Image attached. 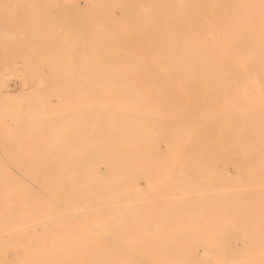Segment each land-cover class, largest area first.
Masks as SVG:
<instances>
[{
	"label": "bare ground",
	"instance_id": "obj_1",
	"mask_svg": "<svg viewBox=\"0 0 264 264\" xmlns=\"http://www.w3.org/2000/svg\"><path fill=\"white\" fill-rule=\"evenodd\" d=\"M0 148V264H264V0H0Z\"/></svg>",
	"mask_w": 264,
	"mask_h": 264
},
{
	"label": "rangeland",
	"instance_id": "obj_2",
	"mask_svg": "<svg viewBox=\"0 0 264 264\" xmlns=\"http://www.w3.org/2000/svg\"><path fill=\"white\" fill-rule=\"evenodd\" d=\"M211 38L214 39V35H211ZM13 80V81H12ZM20 77L18 75H13L10 77V81H12L11 86L5 87L3 88V91L5 93L8 94H15L18 93L20 88L18 86H20ZM14 81L17 82L15 83L16 86L14 87ZM126 91H130L131 87L130 86H126L125 87ZM2 149L0 148V154L2 153ZM149 201H159V200H163V198L161 197H154V196H146L143 197ZM142 199V198H141ZM140 199H132L131 201L128 202H117V203H113V204H107V205H102V206H98L95 209H93V207H89L88 209L91 210H95V211H103V213L101 214V218H107V221L112 220L114 222L113 228H118V227H122L124 222L121 221V218H119V216H124L127 213H131L132 214H136V210H135V206L138 205L139 203H143V200H141L139 202ZM146 208V207H145ZM87 209V208H86ZM85 209V210H86ZM128 210V212H125L123 210ZM95 211H89L90 213L95 212ZM128 226L132 227L137 233L134 234V236L137 237V234H141L139 232V225H133V224H128ZM59 228V227H58ZM92 230L94 231H83L81 232L76 231V234L79 235L76 239H71L70 243L73 244H77L78 242H84L86 239H92V238H96L98 236H101V233L97 232V225H94L91 227ZM32 234H35L32 232ZM106 234V233H105ZM103 234V235H105ZM58 234H56L57 237ZM61 237H66L64 231H61L59 234ZM40 237H45V235H40ZM80 239V240H78ZM85 239V240H84ZM58 240V239H57ZM63 241V240H62ZM61 240H58L57 244H50L49 241H43L41 246H37L36 249H31V251H34V254H40L39 257H44V260H47V263H54V260L56 262V264H64L63 263V259L65 257H67V255L71 254L69 251L72 250V248H70L68 245H62L60 244L62 242ZM139 241V240H137ZM115 242V241H114ZM127 241L124 240H117L115 242L116 245L122 246L121 244H125ZM50 244V245H49ZM131 246H135L136 244L134 243H129ZM28 247L24 248V247H17L16 250L18 251L19 254H26V252L28 251ZM82 251V250H81ZM73 257L76 258V264H99V259L102 257L103 259L107 260L106 264H111L109 263L108 260H110L111 258V253L110 251H108V249L103 248V247H99L96 245H91L85 252L82 251L80 253H76L74 251L73 254H71ZM3 256V252H0V257ZM7 256L9 257V259H13V254L12 252H7ZM26 257V256H25ZM43 260V261H44ZM22 261H26L27 264H40V263H30L27 261V258H23ZM186 260H179L177 262V264H187ZM42 264H45L44 262ZM146 264H159V263H146ZM167 264H175V263H167Z\"/></svg>",
	"mask_w": 264,
	"mask_h": 264
}]
</instances>
